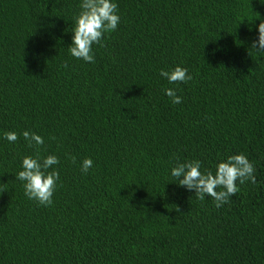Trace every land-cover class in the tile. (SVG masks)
Wrapping results in <instances>:
<instances>
[{"label":"trees","instance_id":"16d2710c","mask_svg":"<svg viewBox=\"0 0 264 264\" xmlns=\"http://www.w3.org/2000/svg\"><path fill=\"white\" fill-rule=\"evenodd\" d=\"M0 264H264V0H0Z\"/></svg>","mask_w":264,"mask_h":264}]
</instances>
